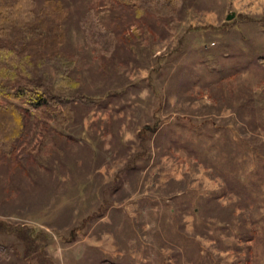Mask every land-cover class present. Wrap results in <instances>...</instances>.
Listing matches in <instances>:
<instances>
[{
	"label": "rangeland",
	"instance_id": "rangeland-1",
	"mask_svg": "<svg viewBox=\"0 0 264 264\" xmlns=\"http://www.w3.org/2000/svg\"><path fill=\"white\" fill-rule=\"evenodd\" d=\"M65 3L41 70L93 105L0 143V264H264V0Z\"/></svg>",
	"mask_w": 264,
	"mask_h": 264
},
{
	"label": "trees",
	"instance_id": "trees-1",
	"mask_svg": "<svg viewBox=\"0 0 264 264\" xmlns=\"http://www.w3.org/2000/svg\"><path fill=\"white\" fill-rule=\"evenodd\" d=\"M121 10H131L140 22L172 20L181 12L185 0H112ZM70 13L65 0H0V95L13 102L0 105L1 144L20 137L26 117L43 120V114L64 121L75 115L74 105H93L86 98L55 96L51 68L41 70L43 59L58 60L64 54L66 23ZM57 58V59H56ZM60 82L69 79L57 67ZM60 104L65 110L58 111ZM40 111V113L32 112ZM1 147V145H0Z\"/></svg>",
	"mask_w": 264,
	"mask_h": 264
},
{
	"label": "water",
	"instance_id": "water-1",
	"mask_svg": "<svg viewBox=\"0 0 264 264\" xmlns=\"http://www.w3.org/2000/svg\"><path fill=\"white\" fill-rule=\"evenodd\" d=\"M234 15H235L234 13L228 15V19H232L234 17Z\"/></svg>",
	"mask_w": 264,
	"mask_h": 264
}]
</instances>
